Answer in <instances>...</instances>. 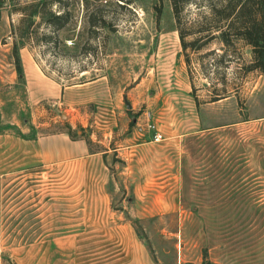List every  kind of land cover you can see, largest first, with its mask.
<instances>
[{
  "label": "rangeland",
  "instance_id": "374dc122",
  "mask_svg": "<svg viewBox=\"0 0 264 264\" xmlns=\"http://www.w3.org/2000/svg\"><path fill=\"white\" fill-rule=\"evenodd\" d=\"M42 1L0 0V264L259 262L263 170L258 163L242 178L251 168L236 146L248 144V122L264 116V75L240 78L231 64L236 94L197 107L192 94L207 99L217 76L210 65L204 77L198 54L219 46L188 48L186 62L170 0H64L66 53L40 41L50 29L41 23L38 40L17 47L18 73L11 27ZM55 2L52 10H60ZM203 5L191 0L182 21L188 26ZM207 127L217 129L202 135ZM60 133L86 154L40 162L33 141ZM203 138L214 145L213 173H225L226 190L213 199L183 193L185 140L198 141L192 166L199 171L210 166L198 149ZM193 181L206 184L197 174Z\"/></svg>",
  "mask_w": 264,
  "mask_h": 264
},
{
  "label": "trees",
  "instance_id": "16d2710c",
  "mask_svg": "<svg viewBox=\"0 0 264 264\" xmlns=\"http://www.w3.org/2000/svg\"><path fill=\"white\" fill-rule=\"evenodd\" d=\"M52 1H57L55 3L60 5V10H52V5H50ZM190 1L170 0L176 31L186 62L189 61V54L185 52L188 48L199 53L205 45L212 42H216L219 46L203 52V54H198L197 59L201 63L200 70L204 77L207 78L210 65L213 66L217 75L212 78L214 80L208 81L211 91H209L207 99L200 101L197 95L192 94L195 105L198 107L203 103H216L236 94L237 87H231L227 80V69L231 64H237L234 72L235 76L240 78L253 72L264 75V0H201L204 2L203 8H199V12L196 13L197 18L192 22L189 20L187 26L186 20L182 21V13ZM44 3L49 4L48 9L46 5L45 8L43 7ZM26 7L27 10L20 12L18 24H12L11 27L18 73L21 72V68L17 47L18 45H31L33 41H37V28L41 23L50 29L42 34L40 41L57 48L59 43L61 51L66 53V47L59 37V31L70 20V11L67 9L68 2L49 0L48 3L43 0L42 7L37 3L29 4ZM90 24L95 25L91 20ZM195 25L198 28L193 31L192 27ZM188 35H193V37L186 40ZM17 38L21 42L16 41ZM198 42L200 44L196 45ZM209 55H214L213 60L206 63L205 58ZM71 75L67 74L66 79H69ZM217 82L221 83L220 89L216 87ZM71 84L74 82H70L68 85ZM191 88L195 90L193 83H191Z\"/></svg>",
  "mask_w": 264,
  "mask_h": 264
},
{
  "label": "crops",
  "instance_id": "0c3cea01",
  "mask_svg": "<svg viewBox=\"0 0 264 264\" xmlns=\"http://www.w3.org/2000/svg\"><path fill=\"white\" fill-rule=\"evenodd\" d=\"M228 99V98H227ZM224 99V100H227ZM224 100H221L219 102H223ZM254 123L249 124V139L247 145H237L236 148L238 149L237 157L241 163L242 166H248L251 168L248 170V172L244 173L242 175V178L248 175V178L250 177L251 170L254 172L257 164H260L261 169L263 170L262 177L264 178V116L255 118L253 121ZM217 128H203L200 132H202V135L207 133L210 134L211 132L216 131ZM254 135V139H253ZM204 139V138H203ZM202 139V140H203ZM204 143L201 142L200 148H198L201 151V157L203 161L210 164V166H204L206 171L203 169L196 171L193 169L192 162L194 161V154L193 150L194 148H197L198 141H192V140H185L184 147L186 149L184 154V160L182 164V159L180 161V170L184 169V172H182V178L184 177V188L183 193H190L194 194L196 193H206L208 194V199H213V197L209 195H215L219 194L221 191L226 190L225 186V173L223 170H220V174L222 176L219 177L218 173L215 175L213 173V161L215 156L213 155L212 148L214 145H212V141L208 139ZM35 145V147L38 149L37 154L40 162L42 163H55V162H64L70 159L74 158H80L83 157L86 154V146L82 144L80 141H72L68 138V136L64 133H60L48 138H37L32 143ZM88 153V152H87ZM223 162V160H222ZM256 172V171H255ZM254 172V174H255ZM198 175L199 180H205L206 184H202L201 181H193V176ZM238 173V178L241 181V176ZM234 179V177H232ZM183 182V180H182ZM235 187H229L228 191H234ZM257 256V253H256ZM260 261L257 260L254 261L255 264H264V253L259 255ZM257 258V257H256ZM120 259V258H119ZM118 260L112 258V261ZM109 263V262H108ZM112 264V263H111ZM137 264H145L144 262H137ZM197 264V263H196Z\"/></svg>",
  "mask_w": 264,
  "mask_h": 264
},
{
  "label": "built area",
  "instance_id": "2783aa9c",
  "mask_svg": "<svg viewBox=\"0 0 264 264\" xmlns=\"http://www.w3.org/2000/svg\"><path fill=\"white\" fill-rule=\"evenodd\" d=\"M161 138H162V136L160 134H156L155 141H159Z\"/></svg>",
  "mask_w": 264,
  "mask_h": 264
},
{
  "label": "water",
  "instance_id": "95a60500",
  "mask_svg": "<svg viewBox=\"0 0 264 264\" xmlns=\"http://www.w3.org/2000/svg\"><path fill=\"white\" fill-rule=\"evenodd\" d=\"M127 108H130V105L129 104H127Z\"/></svg>",
  "mask_w": 264,
  "mask_h": 264
}]
</instances>
